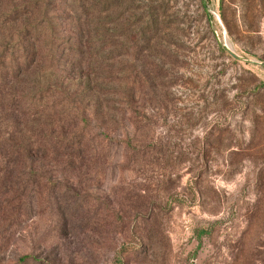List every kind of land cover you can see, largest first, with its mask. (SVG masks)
Returning <instances> with one entry per match:
<instances>
[{
  "label": "rangeland",
  "instance_id": "rangeland-1",
  "mask_svg": "<svg viewBox=\"0 0 264 264\" xmlns=\"http://www.w3.org/2000/svg\"><path fill=\"white\" fill-rule=\"evenodd\" d=\"M260 63L264 0H0V264H264Z\"/></svg>",
  "mask_w": 264,
  "mask_h": 264
},
{
  "label": "trees",
  "instance_id": "trees-1",
  "mask_svg": "<svg viewBox=\"0 0 264 264\" xmlns=\"http://www.w3.org/2000/svg\"><path fill=\"white\" fill-rule=\"evenodd\" d=\"M31 33H34L35 34V32H33V31H31ZM44 50H42V51H40V52H43ZM29 57V56H28ZM25 58H26V61H25ZM25 58L23 59V62H24V64L26 65V70L25 69H23L22 68V66H23V64L21 63L20 64V66L18 67V65H15V67L17 68V69H19V71H27V67H29V65H31L32 64V62H31V60H28V58H27V54H26V56H25ZM57 117H61L60 115H58ZM44 142L45 143H53L51 140H46V139H44ZM61 143V142H60ZM70 142H69V140H66L65 141V144H69ZM48 148H50L49 146H43V149H48ZM33 260V258H31V257H28V256H22V257H20L19 258V263L20 264H23V263H26V262H28V261H32Z\"/></svg>",
  "mask_w": 264,
  "mask_h": 264
},
{
  "label": "water",
  "instance_id": "water-1",
  "mask_svg": "<svg viewBox=\"0 0 264 264\" xmlns=\"http://www.w3.org/2000/svg\"><path fill=\"white\" fill-rule=\"evenodd\" d=\"M225 51L227 52V54H229L233 59L237 60V61H240V62H244L246 64H251V65H256V63L252 62V61H249V60H246V59H243V58H240L238 56H236L229 48L227 47H224ZM257 65H260V66H263L264 63H260V64H257Z\"/></svg>",
  "mask_w": 264,
  "mask_h": 264
}]
</instances>
